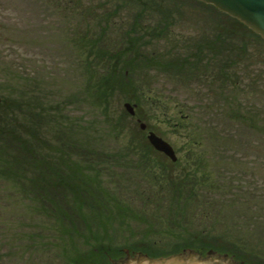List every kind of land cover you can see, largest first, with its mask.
<instances>
[{
	"label": "trees",
	"instance_id": "16d2710c",
	"mask_svg": "<svg viewBox=\"0 0 264 264\" xmlns=\"http://www.w3.org/2000/svg\"><path fill=\"white\" fill-rule=\"evenodd\" d=\"M174 7L171 4L168 10L179 13V8ZM220 17L236 25V29L212 22L214 27L209 34L204 33L197 40L174 41L172 24L161 13L153 27L142 28L134 19L122 34L124 45L116 53H110L102 44L101 36L106 29L99 25L98 37L83 36L81 45L76 40L73 44L77 56L72 58L80 64L86 80L84 95L96 101L91 105L106 107L109 99L117 95L134 103L135 115L141 119L143 100L139 92L143 87L152 95L148 98L151 107L159 109L164 99L177 110L168 117L173 128L185 131L189 147L184 165L179 160L170 164L171 169L161 158L149 156L152 151L144 149L117 150L107 155V161L96 154V165H107L111 192L117 198L132 187L138 195L139 190L142 192L139 181L133 182L130 170H159V176L149 174L150 182H158L157 197L151 200L157 213L143 215L140 220L148 229L142 239L148 241V235L174 234L173 252L183 246L202 249L220 245L217 241L224 237L211 236L212 228L193 231L194 209L202 203L209 209L217 205L223 209L226 204L233 215L225 221L233 219L237 225L249 224L264 240V232H258L264 227V211H261L264 210V69L258 67L264 64V42L236 21ZM247 44L251 45L253 54ZM10 64L14 69L7 67L8 70L0 71V176L12 180L14 186L21 184L37 202L35 211L53 218L59 226L54 230L69 241L75 238L84 244L97 243L99 240L84 234L91 233L90 226L101 215L96 213L98 204L84 197L89 187L86 180L98 177L94 173L95 151L89 150V145L95 143L91 144L87 133L69 127L57 111L50 113L45 107L48 97L44 85L38 78L27 73L23 66ZM159 77H167L193 98L179 104L169 100L165 88L158 90L153 85ZM76 97L65 96L62 105L73 104ZM122 116L107 123L113 142L129 131L130 127L122 123ZM44 128L52 131L50 141L58 148L44 138ZM128 143L148 145L144 137L138 141L133 134H129ZM41 151L46 152V161ZM73 158H79L83 164L80 169ZM161 181L165 182L166 190ZM80 182L85 183L86 189L79 188ZM218 197L221 199L215 200ZM251 204L254 212L249 211L246 220L245 212ZM163 206L168 213L159 216L158 210ZM63 225L69 228L62 229ZM209 236L211 241L203 243ZM166 245L169 243L154 247L157 254L164 252ZM233 246L226 250L264 256L261 247Z\"/></svg>",
	"mask_w": 264,
	"mask_h": 264
},
{
	"label": "rangeland",
	"instance_id": "374dc122",
	"mask_svg": "<svg viewBox=\"0 0 264 264\" xmlns=\"http://www.w3.org/2000/svg\"><path fill=\"white\" fill-rule=\"evenodd\" d=\"M171 4H175L174 8H179V13L175 14V9L168 10ZM151 13L155 14L151 16ZM161 13L168 16L172 24L171 39L179 42L182 38L197 40L202 34H209L215 22L223 26L225 24L231 29L237 27L209 8L187 0H0V71L12 67L10 63L15 67L23 66L27 73L38 78L44 85L48 97L45 107L50 109V113L54 114L53 112L57 111V115L69 127L76 132L87 133L91 144L95 143L90 145L89 149L95 151L94 173L98 177L89 173L94 177L86 180L89 187L86 189L85 183L80 182L79 188L88 191L84 197L89 198L88 202L96 206L98 204L96 213H101L90 226L91 233L83 231L85 236H93L99 242L84 244L83 240L75 238L69 241L67 236H62L54 230L58 225L53 218L35 211L38 208L37 202L25 192L21 184L14 186L12 180L0 176V264H72L73 261L79 264L77 262L80 258H86L90 250L94 252L106 250L117 254L123 247L132 250L134 248L152 250V246L154 249L158 245L169 243L164 247V251L167 252L174 245V234L148 235L146 239L148 241L142 239V235L148 229L140 220L143 215L151 216L157 213V208L151 200L157 197L158 182L156 180L154 181L156 183L150 182L149 174L159 176L158 169L129 171L132 173L133 182L139 181L142 190V192L139 190L140 195L133 187L125 193L122 192L120 198L112 195L107 165L97 166L96 154L103 161H107V155H112L117 150L125 151L139 146L137 143L129 145V134H133L135 139L137 137L138 141L141 136L135 121L124 115L122 106L125 100L119 96L110 98V104L106 107L91 105L96 101L93 97L84 95L86 94L83 91L86 85L84 73L80 64L72 58L77 56L73 47L74 40L81 45L84 42L83 36L98 37V25L106 29L105 34L101 36L102 44L110 49V53H116V50L124 45L121 42L122 34L134 19L142 28L153 27ZM247 45L248 51L253 54L251 45ZM262 56L264 57V50ZM258 67L264 69V64ZM153 85L158 90L165 88L169 100L178 104L190 102L193 98L167 77H159ZM139 94L143 100L139 112L141 120L171 144L180 165H184L183 159L187 156L186 148L189 146L186 144L185 131L173 128L168 117L177 112L174 105L171 102L165 103L163 99L160 108L155 109L149 105L151 100L148 98L152 95L143 87ZM70 95L77 96L72 99L74 103L62 105L64 97ZM120 115H123L122 123L130 128L128 133L125 132L117 142H113L109 136L110 126L107 123L114 122ZM42 131L45 135L43 137L51 143L52 131L46 128ZM52 147L58 148L55 144ZM76 160L78 162H75ZM72 161L79 169L83 166L79 158H73ZM165 165L173 169L169 164ZM161 182L163 189L166 190L165 182ZM217 199L221 198H215ZM217 206L210 210L202 203L200 208L194 209L193 231L195 228H198L197 230L212 228L211 236L221 235L224 237L221 240L225 243H232L235 246L243 244L248 246L247 248L261 247L264 250L261 233L253 232L250 225L244 222L245 226L241 223L234 224L233 219L225 221L226 218H231L232 210L228 209L226 204L223 205L225 207L223 209ZM251 207L252 204L246 212L240 210L247 215L246 220L248 214L254 212ZM167 211L166 206H163L162 210H158L159 216L167 215ZM83 213L87 214L86 211ZM60 227L69 228L67 225ZM258 232H264V227ZM211 236L203 241L209 243ZM60 237H63V240ZM257 259L264 260V256Z\"/></svg>",
	"mask_w": 264,
	"mask_h": 264
},
{
	"label": "water",
	"instance_id": "95a60500",
	"mask_svg": "<svg viewBox=\"0 0 264 264\" xmlns=\"http://www.w3.org/2000/svg\"><path fill=\"white\" fill-rule=\"evenodd\" d=\"M194 1L210 6L216 11L236 20L264 41V0ZM123 107L129 115H134V106L125 103ZM140 128L144 130L145 125L141 124ZM147 140L156 151L163 153L171 161H176L173 149L167 142L153 132L148 133ZM117 254L113 256L107 254V264H248L245 259L237 261L235 254L219 252L216 249L206 250L183 247L176 253L150 256L141 251L135 252L123 248L117 251Z\"/></svg>",
	"mask_w": 264,
	"mask_h": 264
}]
</instances>
